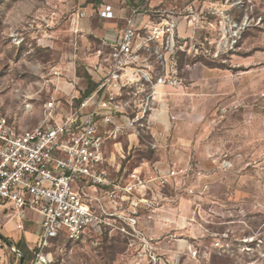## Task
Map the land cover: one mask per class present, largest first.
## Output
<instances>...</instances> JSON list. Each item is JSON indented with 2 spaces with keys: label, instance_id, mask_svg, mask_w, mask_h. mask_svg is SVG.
I'll return each mask as SVG.
<instances>
[{
  "label": "rangeland",
  "instance_id": "obj_1",
  "mask_svg": "<svg viewBox=\"0 0 264 264\" xmlns=\"http://www.w3.org/2000/svg\"><path fill=\"white\" fill-rule=\"evenodd\" d=\"M156 1L163 18L178 21L185 83L164 94V122L132 142L109 140L107 154L125 173L144 160L176 166L185 171L182 182L172 180L154 212L141 211L137 232L122 235L106 225L80 241L54 240L45 251L49 264H264V0ZM71 3L0 0V76L10 72L23 90L13 95L46 86L52 65L62 62ZM74 45L85 76L82 45ZM37 96L30 100L37 106L33 124L48 98L45 91ZM41 220L29 208L0 214V264H21L17 250L33 251ZM7 222L24 232L19 243L6 236Z\"/></svg>",
  "mask_w": 264,
  "mask_h": 264
},
{
  "label": "built area",
  "instance_id": "obj_2",
  "mask_svg": "<svg viewBox=\"0 0 264 264\" xmlns=\"http://www.w3.org/2000/svg\"><path fill=\"white\" fill-rule=\"evenodd\" d=\"M143 8L149 22L137 23L136 9L119 40L87 51L86 69L96 87L70 103L60 118L61 101L50 97L42 122L24 129L0 102V209L29 208L42 215L27 264H49L45 251L61 237L80 241L106 225L122 235L137 232L141 211L154 212L168 199L165 188L172 180L176 186L182 182L178 179L185 171L161 161L144 160L129 173L121 166L113 169L106 151L109 137L127 136L132 142L148 134L152 124L164 122V94L185 83L177 19ZM99 14L115 17L111 0H101ZM111 170L118 171L116 178Z\"/></svg>",
  "mask_w": 264,
  "mask_h": 264
},
{
  "label": "crops",
  "instance_id": "obj_3",
  "mask_svg": "<svg viewBox=\"0 0 264 264\" xmlns=\"http://www.w3.org/2000/svg\"><path fill=\"white\" fill-rule=\"evenodd\" d=\"M111 2L115 8V17L112 19H105L99 14L101 0H72L71 6L68 7V10L70 11L69 14H71L70 19L67 20L66 23H62V28H67L68 34L66 38H64V41L66 40V47L64 51L59 54L62 62L59 64L56 60L54 65H52V68L54 69L53 73H57H54L53 76L48 79V82L46 81V86L43 85L44 87L40 86L39 88L31 86L32 89L28 91V95H13V90L16 92L23 91L22 86L19 85V88H14L15 83L13 81H15V79L10 72L7 73V75L0 76L1 108L5 112L16 115L22 128H32L42 122L45 110L42 117L40 113L37 115L40 118L37 124H33L30 120L28 122V118L35 111L34 108L37 107L36 103L30 100L34 97H38L37 95L43 93V91L47 92V100L50 97H55L61 101L58 118L69 111L70 103L73 104L80 102L82 94L87 89V80L85 78L86 73L91 79H94L86 69L88 64L86 55L87 51L94 47L92 42H96L97 44L102 41H105L106 43L116 42L119 40L126 25V19L131 16L136 9L139 11L136 16L137 23H140V21L146 23L150 21L151 16L145 14L143 7L157 6L156 0H111ZM81 13H84V15L81 16ZM58 28L60 29V26L55 28V32L62 34L64 30H59ZM77 40L80 45H82V52H80V54L82 53V59L85 64V76H82L76 68L77 51L74 44ZM64 41L62 40V42ZM52 44H56L54 37ZM121 137H109L107 145L109 140L119 139ZM108 157L111 166H113L112 168L118 169L121 166V164L118 165V163H112L111 156L108 155ZM0 210H2L0 214H5L6 210ZM12 224L13 223L9 224L7 222L8 233L5 234L16 241L14 243V241L11 240L10 242L12 244H16L19 243L24 232L16 231L17 229ZM35 235H37V233ZM34 247L35 245L32 248Z\"/></svg>",
  "mask_w": 264,
  "mask_h": 264
},
{
  "label": "trees",
  "instance_id": "obj_4",
  "mask_svg": "<svg viewBox=\"0 0 264 264\" xmlns=\"http://www.w3.org/2000/svg\"><path fill=\"white\" fill-rule=\"evenodd\" d=\"M86 80H87V89L86 91L82 94V97H85L86 95L92 93L96 87L94 81H92V79L90 78L89 75H87L86 73V76H85ZM59 239H64V238H59ZM58 240V239H57ZM67 241H70V240H67ZM23 257H24V260L25 262L27 263L28 260H30L29 258L32 257V254H33V251L31 250L30 252H26V251H23Z\"/></svg>",
  "mask_w": 264,
  "mask_h": 264
},
{
  "label": "water",
  "instance_id": "obj_5",
  "mask_svg": "<svg viewBox=\"0 0 264 264\" xmlns=\"http://www.w3.org/2000/svg\"><path fill=\"white\" fill-rule=\"evenodd\" d=\"M0 236H1V234H0ZM2 237V236H1ZM17 252L19 253V255L21 256V264H23V261H24V257H23V254L21 253V251L20 250H17Z\"/></svg>",
  "mask_w": 264,
  "mask_h": 264
}]
</instances>
